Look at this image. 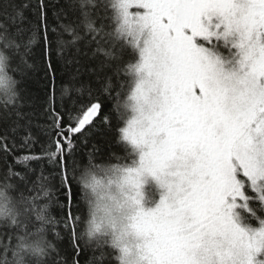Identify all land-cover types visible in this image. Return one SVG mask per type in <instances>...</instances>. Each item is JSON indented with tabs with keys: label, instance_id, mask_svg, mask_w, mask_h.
Returning <instances> with one entry per match:
<instances>
[{
	"label": "snow or ice",
	"instance_id": "1",
	"mask_svg": "<svg viewBox=\"0 0 264 264\" xmlns=\"http://www.w3.org/2000/svg\"><path fill=\"white\" fill-rule=\"evenodd\" d=\"M0 65L21 93L0 107V181L21 203L36 184L62 197L46 264H264V227L231 215L264 184V0H0ZM37 71L43 95L27 88ZM97 132L125 152L111 166L130 210L119 254L81 242L76 156ZM147 177L163 189L148 209Z\"/></svg>",
	"mask_w": 264,
	"mask_h": 264
},
{
	"label": "clouds",
	"instance_id": "2",
	"mask_svg": "<svg viewBox=\"0 0 264 264\" xmlns=\"http://www.w3.org/2000/svg\"><path fill=\"white\" fill-rule=\"evenodd\" d=\"M20 95L17 74L11 71L10 67L0 65V107L14 106L20 102ZM117 163L123 162L117 161L114 156L106 161H88L77 170V181L81 189V201L86 210L80 228L82 244L94 249L98 241H107L119 254L115 240L129 223L127 217L130 210L117 186L120 173L111 171V166ZM149 185L153 187L155 196L159 199L163 191L153 178L147 177L141 189L143 204L153 198V193L148 191ZM45 191L48 196L44 195ZM124 191L127 192L128 189L125 188ZM24 196L27 199H37H32L30 204L27 200L21 203V195L16 186L11 181H0V227L18 229V238L14 239L11 245L0 242V249L5 246L8 248L7 264H46L47 257L56 247L49 239V234L55 230L57 223L52 211L55 204L54 189L49 185L36 184ZM25 221L28 222L27 229L21 227ZM0 264H3L2 254Z\"/></svg>",
	"mask_w": 264,
	"mask_h": 264
},
{
	"label": "trees",
	"instance_id": "3",
	"mask_svg": "<svg viewBox=\"0 0 264 264\" xmlns=\"http://www.w3.org/2000/svg\"><path fill=\"white\" fill-rule=\"evenodd\" d=\"M17 79L20 80L17 74ZM59 82V76L57 77ZM46 83L44 79V74L42 71H37L34 77L29 80L27 88L36 95H43L44 84ZM95 143L97 145L98 151L94 153V159L97 161H106L113 159L114 154L116 156H124V149L117 143L115 134L97 132L92 137H90V143L87 146H82L78 151L76 156L77 168L89 161V153L92 152L91 144ZM55 191V189H54ZM244 201L246 203L245 207H240L238 213L240 215L241 224L250 229H258L264 225V189L261 192H256L252 190L250 186L243 188ZM29 192H25L27 194ZM79 187L77 186V196L79 198ZM57 201L62 202V197L59 192L55 195V204L52 209L57 220L60 218L61 210L58 206ZM79 206L83 209V216H85L86 210L85 206L81 200H79ZM62 226H57V228L49 234V239H51L55 245L60 248L63 246L62 241H58L55 236V231L60 230ZM88 256H91V251H88Z\"/></svg>",
	"mask_w": 264,
	"mask_h": 264
},
{
	"label": "rangeland",
	"instance_id": "4",
	"mask_svg": "<svg viewBox=\"0 0 264 264\" xmlns=\"http://www.w3.org/2000/svg\"><path fill=\"white\" fill-rule=\"evenodd\" d=\"M250 187H251V186H250ZM251 188H252V190H254V191H256V192H261V190L264 189V184H261V185H259V186L256 187V188H253V187H251ZM148 191L151 192V193H153V198L148 199V200H146V201L144 202V206H145L146 209H148V208H154L155 205H156V203H158V200H159V197H156V196H155L154 189H153V187H152L151 185H149ZM244 198H245V196H244V192H242V196H241L240 198H238V199L235 201V206L231 209L232 219H233V221H234V222H235L240 228L244 229L245 231H249L250 233H251V232H256V231L260 230L262 227H264V225L261 226V227L258 228V229H250V228H247V227H245V226H243V225L241 224V221H240V215H239V213H238L237 211H238V209H239L240 207H245V206H246V203H245V201H244ZM228 203H229V204H232L233 201L230 199V200L228 201Z\"/></svg>",
	"mask_w": 264,
	"mask_h": 264
}]
</instances>
